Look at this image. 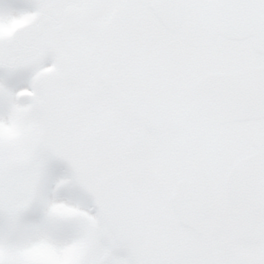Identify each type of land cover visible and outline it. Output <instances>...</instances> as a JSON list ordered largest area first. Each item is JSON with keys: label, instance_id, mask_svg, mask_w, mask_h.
<instances>
[{"label": "snow or ice", "instance_id": "1", "mask_svg": "<svg viewBox=\"0 0 264 264\" xmlns=\"http://www.w3.org/2000/svg\"><path fill=\"white\" fill-rule=\"evenodd\" d=\"M0 264H264V0H0Z\"/></svg>", "mask_w": 264, "mask_h": 264}]
</instances>
